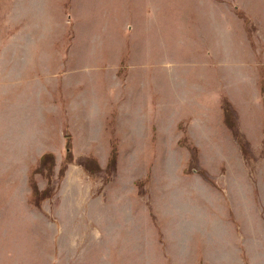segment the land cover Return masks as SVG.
<instances>
[{
    "label": "rangeland",
    "instance_id": "374dc122",
    "mask_svg": "<svg viewBox=\"0 0 264 264\" xmlns=\"http://www.w3.org/2000/svg\"><path fill=\"white\" fill-rule=\"evenodd\" d=\"M263 101L264 0H0V264H264Z\"/></svg>",
    "mask_w": 264,
    "mask_h": 264
},
{
    "label": "trees",
    "instance_id": "16d2710c",
    "mask_svg": "<svg viewBox=\"0 0 264 264\" xmlns=\"http://www.w3.org/2000/svg\"><path fill=\"white\" fill-rule=\"evenodd\" d=\"M259 85H260V90L263 93L261 83ZM263 103H264V101H263ZM220 108L222 111V122H223L224 126L231 132L232 136L238 142V145H240V147L243 146L244 143L240 137L241 134L239 133V131L237 129V125H236V121H235V111H234L231 103L228 101V99L226 97H223L221 99ZM263 112H264V104H263ZM178 128L182 132V136L179 139L178 144L181 146L185 145L188 147V149H190V151H192V152L189 151L190 152V159L188 160V163L189 162L191 163V162H193V159H195L198 149L188 141L187 135L185 133V127H183L181 124H178ZM64 138H65V156L62 159V166L59 169L58 178H62L64 176V173L67 169V165L69 163H71V161L73 160L71 136H70V134L67 133V135H65ZM116 157H117L116 144L114 143L113 145H111L110 156L108 158L107 168H106L107 171H110V170L112 171L113 168L115 167ZM91 160L93 162L96 161L95 158H91ZM54 165L55 164H54L53 154L50 152H47V153H44L32 167H30L29 173H28V185L30 187V194H29L28 199H27L28 204H31L33 206H39L41 201L45 200L46 198H48L50 196V192H49L50 188L47 187L43 190H40L37 187V183L34 179V176L36 174H42L46 178L49 179L53 173ZM83 166H84V169L87 170V172L88 171H90L92 173L93 172H100V169H98L97 167H95L93 171L89 170L87 163H84ZM97 166H98V163H97ZM186 172H189V171H186Z\"/></svg>",
    "mask_w": 264,
    "mask_h": 264
},
{
    "label": "crops",
    "instance_id": "0c3cea01",
    "mask_svg": "<svg viewBox=\"0 0 264 264\" xmlns=\"http://www.w3.org/2000/svg\"><path fill=\"white\" fill-rule=\"evenodd\" d=\"M149 131L152 132V126L150 127ZM122 137H124V135H122ZM125 138H127V136H125ZM129 138L133 139L131 143H136V140L139 139V135L136 133V130L134 132V135L131 134V132L129 133Z\"/></svg>",
    "mask_w": 264,
    "mask_h": 264
}]
</instances>
